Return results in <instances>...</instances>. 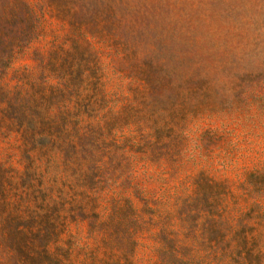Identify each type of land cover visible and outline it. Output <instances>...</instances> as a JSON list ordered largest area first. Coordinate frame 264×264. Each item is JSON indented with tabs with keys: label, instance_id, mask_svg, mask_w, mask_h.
Returning a JSON list of instances; mask_svg holds the SVG:
<instances>
[{
	"label": "rangeland",
	"instance_id": "374dc122",
	"mask_svg": "<svg viewBox=\"0 0 264 264\" xmlns=\"http://www.w3.org/2000/svg\"><path fill=\"white\" fill-rule=\"evenodd\" d=\"M189 2L156 66L0 0V264H264V0Z\"/></svg>",
	"mask_w": 264,
	"mask_h": 264
},
{
	"label": "trees",
	"instance_id": "16d2710c",
	"mask_svg": "<svg viewBox=\"0 0 264 264\" xmlns=\"http://www.w3.org/2000/svg\"><path fill=\"white\" fill-rule=\"evenodd\" d=\"M79 2L82 21L90 25L84 37L108 34L124 38L123 44L134 61L147 58L156 66L159 62L154 60L161 56L156 47L151 50L148 44L153 46L165 34L175 11L184 12L185 6L192 4L189 0H73ZM142 42L145 44L140 45Z\"/></svg>",
	"mask_w": 264,
	"mask_h": 264
}]
</instances>
